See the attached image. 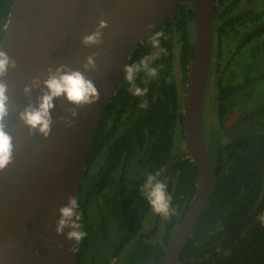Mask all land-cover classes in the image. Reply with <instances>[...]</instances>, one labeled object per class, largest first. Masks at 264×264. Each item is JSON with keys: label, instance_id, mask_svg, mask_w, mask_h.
<instances>
[{"label": "trees", "instance_id": "1", "mask_svg": "<svg viewBox=\"0 0 264 264\" xmlns=\"http://www.w3.org/2000/svg\"><path fill=\"white\" fill-rule=\"evenodd\" d=\"M252 1L214 0L207 85L214 82L218 128L207 131L204 139L213 182L177 262L231 233L255 207L264 188V94H257V85L264 80V9L245 7ZM13 2L0 0V41ZM156 32L164 33L160 40L163 52L150 44ZM193 49L194 15L190 2L185 1L127 57L125 64L154 57L149 63L158 69L157 77L149 78L144 72L136 77V85L147 88V94L133 96L122 71L88 149L77 197L81 224L86 210L95 208V201L115 197L129 209L126 217L133 215L141 221L153 213L155 232L160 215L152 211L140 188L148 174L157 172L175 208L174 215L162 217V237L152 243L136 236L123 264L160 263L197 189V166L187 152L183 125ZM238 113L240 117L229 123L228 117ZM175 136L183 141L177 150ZM81 243H77L79 257ZM188 264H264V192L242 230Z\"/></svg>", "mask_w": 264, "mask_h": 264}, {"label": "water", "instance_id": "2", "mask_svg": "<svg viewBox=\"0 0 264 264\" xmlns=\"http://www.w3.org/2000/svg\"><path fill=\"white\" fill-rule=\"evenodd\" d=\"M185 1L194 15V49L184 91L183 125L198 185L159 264H188L237 234L250 220L264 188L255 207L231 233L177 262L213 182L201 111L211 61L214 0H14L0 41V49L16 64L5 77L9 104L14 106L6 120L14 152L13 162L0 171V264H79L77 244L70 252L73 242L54 232L57 210L69 196L78 197L92 137L127 57ZM101 19L108 24L102 30L103 42L84 47L82 36L94 31ZM92 53H96V68L84 75L94 82L99 100L77 108L72 118L67 109L73 106L63 97L55 99L49 136L29 134L17 113L29 103L35 106L40 92L36 89L26 96L23 88L34 77L46 78L45 70L60 64L83 72L81 65ZM61 117L72 121L71 125Z\"/></svg>", "mask_w": 264, "mask_h": 264}, {"label": "clouds", "instance_id": "3", "mask_svg": "<svg viewBox=\"0 0 264 264\" xmlns=\"http://www.w3.org/2000/svg\"><path fill=\"white\" fill-rule=\"evenodd\" d=\"M108 24L101 19L97 22V26L90 34L84 35L80 43L84 47L99 46L102 41V30L107 28ZM164 37L163 32H156L150 39L153 48H160V40ZM96 53L85 57L81 65V70H73L64 64H60L55 68H47L46 78L41 79L39 76L34 77L30 84L23 88L26 96H31L32 92L39 89L40 95L37 97V103L27 104L23 110L17 113V118L28 128L29 134L36 133L43 138H47L51 132L52 117L51 110L54 108L53 101L63 97L64 100L72 105L67 109L72 118L77 116V108L96 103L100 96L94 82L84 75V72L94 71ZM149 57H145L138 63L125 64L122 66L125 80L129 84L128 91L133 96H145L147 88L138 87L136 85V77L140 72H144L149 78H156L158 69L150 66ZM16 67L15 61L0 49V171L13 162L14 145L12 137L6 131V120L10 110H14V106L9 104V96L7 95L8 85L5 82L10 69ZM64 120L63 117L60 118ZM64 123L71 125L72 121L64 120ZM159 172L156 174H148L145 182L141 185L140 191L144 195L152 211L163 217H170L175 214V208L171 204V197L167 192L165 182L158 179ZM80 203L76 197L69 196L66 205L60 207L58 211V219L55 222L54 232L57 236L63 235L66 241L73 242L70 252L75 251V245L82 241L86 232L83 231V225L79 222ZM68 229V231H65Z\"/></svg>", "mask_w": 264, "mask_h": 264}, {"label": "flooded vegetation", "instance_id": "4", "mask_svg": "<svg viewBox=\"0 0 264 264\" xmlns=\"http://www.w3.org/2000/svg\"><path fill=\"white\" fill-rule=\"evenodd\" d=\"M211 86L215 93L213 81H211L210 88ZM213 101L214 109H216L214 97ZM131 203L133 202L131 201ZM95 204L94 209L86 210L85 219L82 224L83 231L86 232V236L82 240L80 247V257L78 256V260L80 259L82 264H123V256L130 252L134 246L136 236L144 238L147 242L154 243L157 237L161 238L163 235V216L161 215L159 223H157V229L154 232L156 220L153 213H149L144 220L139 221L138 219L135 220L133 215L126 217L127 206H125L123 201L115 199V197L103 198L95 201ZM127 210L129 211V209ZM109 214L119 219L118 226L115 229L109 223ZM150 231L152 234H148ZM94 234L102 239L105 238V240L111 235L115 239L105 246L93 247Z\"/></svg>", "mask_w": 264, "mask_h": 264}, {"label": "rangeland", "instance_id": "5", "mask_svg": "<svg viewBox=\"0 0 264 264\" xmlns=\"http://www.w3.org/2000/svg\"><path fill=\"white\" fill-rule=\"evenodd\" d=\"M247 6H252L255 9H264V0H253L250 3H245V7ZM207 86L208 87L205 88V93H204V98H203L204 104L202 105V111H201V121L203 125V135H204L205 140L207 138L206 136H208L207 131L211 132L214 129L218 128L217 126L218 114H217V110L214 109V101H213L214 92L212 90V86L211 88H210V85H207ZM262 93L264 94V80H261L257 85V94H259V96L262 97L263 96ZM239 115L240 113L236 114L234 117H228L227 119L228 122L231 123L234 120L238 119L240 117ZM181 145H183V141L181 140V138H178L175 136L174 150H177L178 149L177 147ZM118 221H119L118 218H115V216L113 217L112 215L109 214V223L112 225L113 229H115V227L117 228ZM113 239H115V237H112V235L108 237L107 240H105V238L102 239L98 237L96 234H94V240H93L92 246L93 247L105 246L111 243Z\"/></svg>", "mask_w": 264, "mask_h": 264}]
</instances>
